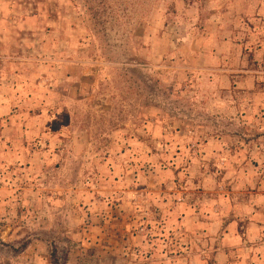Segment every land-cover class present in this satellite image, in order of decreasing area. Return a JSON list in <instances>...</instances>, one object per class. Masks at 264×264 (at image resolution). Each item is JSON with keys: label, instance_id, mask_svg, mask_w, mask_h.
<instances>
[{"label": "rangeland", "instance_id": "1", "mask_svg": "<svg viewBox=\"0 0 264 264\" xmlns=\"http://www.w3.org/2000/svg\"><path fill=\"white\" fill-rule=\"evenodd\" d=\"M205 1L0 0V138L33 156L0 149V264H221L207 229L171 223L172 176L210 223L233 158L264 174V131L228 80L177 67Z\"/></svg>", "mask_w": 264, "mask_h": 264}, {"label": "crops", "instance_id": "2", "mask_svg": "<svg viewBox=\"0 0 264 264\" xmlns=\"http://www.w3.org/2000/svg\"><path fill=\"white\" fill-rule=\"evenodd\" d=\"M188 8L193 12L197 8L199 33L197 28H193L179 37L183 44L182 59L176 62L177 67L189 70L195 77L202 76L216 89H223L222 84L228 80L234 92L233 98L237 100L234 101L233 113L247 115L250 121L252 116L260 114L263 122L258 128L264 131V93L255 90L256 84H264V0H207L200 6L193 4ZM245 98L249 101L247 105ZM253 99L258 101L253 102ZM248 125L257 127L252 122ZM21 143L0 138V149L8 148L5 154L10 163H29L32 160V153ZM19 147L24 149L16 150ZM232 161L240 163V166L234 168L236 174H221L222 183L216 187L217 193L218 189L221 193H218L215 213L207 224L190 219L188 190L182 185L181 190L176 189L179 177L177 174L172 176L175 179L174 194L179 193L181 197L175 200L171 223H175L178 216L182 221L178 219L177 222L182 226L186 227L192 221V228L207 229L218 244L215 251L221 264H264V174H251L250 168L245 172L242 167L244 155L238 154ZM183 175L180 174V178ZM137 181H140L137 193H141L143 177L140 175ZM224 184L229 185L226 190ZM59 187L57 184L54 189ZM97 203L91 201L93 215L102 209L97 207ZM94 218L92 229L98 232L100 229L95 226ZM180 239L184 245V256L191 255L194 248H190L187 239Z\"/></svg>", "mask_w": 264, "mask_h": 264}, {"label": "trees", "instance_id": "3", "mask_svg": "<svg viewBox=\"0 0 264 264\" xmlns=\"http://www.w3.org/2000/svg\"><path fill=\"white\" fill-rule=\"evenodd\" d=\"M54 264H59V260H57L56 258H54Z\"/></svg>", "mask_w": 264, "mask_h": 264}]
</instances>
